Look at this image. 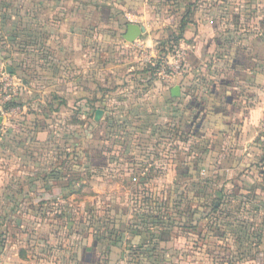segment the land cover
Returning a JSON list of instances; mask_svg holds the SVG:
<instances>
[{
    "label": "crops",
    "instance_id": "1",
    "mask_svg": "<svg viewBox=\"0 0 264 264\" xmlns=\"http://www.w3.org/2000/svg\"><path fill=\"white\" fill-rule=\"evenodd\" d=\"M47 3L44 32L0 36V83L21 99L0 100V264L21 260L20 230L68 218L57 178L82 214L62 223L69 264H264V0ZM171 44L187 57L167 81L144 56ZM71 151L119 189L85 195Z\"/></svg>",
    "mask_w": 264,
    "mask_h": 264
},
{
    "label": "rangeland",
    "instance_id": "2",
    "mask_svg": "<svg viewBox=\"0 0 264 264\" xmlns=\"http://www.w3.org/2000/svg\"><path fill=\"white\" fill-rule=\"evenodd\" d=\"M88 1H93V3H95V0H88ZM96 1H98L100 5H102V3H111L112 0H96ZM47 4H48L47 0H0V25L2 24V26L0 27V36L2 35L1 33L3 32L2 28H6V29L9 28L12 30L24 29L27 31H31L32 33L44 32L45 27L47 26ZM11 17L13 18L11 19ZM25 24H26V28L24 26ZM151 56H152L151 54H148L147 57L144 56L146 64H148L147 58H151ZM6 91L9 92V89L6 86H2V84L0 83V98H1L0 100H2L3 95L6 93ZM67 154L70 158L67 164L68 172H70V170L76 169L77 166H81L82 164V168L84 169L83 170L84 175L82 177L86 178V181H88L87 183H84L85 188L83 189V192L85 193V195H89L91 192L97 193L99 190L104 192L107 191L108 189L110 190L113 188V186L110 185V183H108L107 181H105V183H102L97 179L101 177L108 178V176L106 173H103L102 176L101 175L99 176L94 172L92 168H90L91 158L89 156V153L87 152L80 153V152L71 151L68 152ZM82 156H85L84 160H82ZM171 168L170 167L164 168V174L163 177L161 178H172V177L176 178L177 173L174 167ZM199 171H200V178H213L210 177L206 169L201 168V170ZM76 174L77 173L73 171L72 174L69 176L70 178H73V176H75ZM122 174H123V168L120 167L118 168L117 176L115 178H123ZM91 178H95V179L91 180ZM57 179H58V183L55 185L57 191H62L60 189H65L66 200L70 198L66 202V205H64L66 212L68 213L67 214L68 218H65L64 222H62L63 221L62 218H64V215L57 216L54 215V213L50 215L48 212L47 221L44 223L46 224V227L44 228L43 226H41L39 227V229L36 230L35 239H33L35 243H33V241L31 242L28 240L27 232L20 230L18 235L17 245L19 248L18 256H20L19 258L22 261L20 260L19 263L17 264H67V263L69 264V261L71 259L70 253L73 252V248H74L73 247L74 240L72 241V239L75 232L67 231L63 229L62 223H69L70 219L73 218L74 220H76L77 216H79L76 213H79L80 215L82 214L81 212H77L74 206L75 205L74 201L76 200L74 194L77 190L75 184L72 183L73 185H71L69 184L68 181H64L60 183L61 178H57ZM115 185L116 187L114 186L115 188L113 189L116 188L119 189L118 184ZM119 185H121L120 190H124V186L121 183ZM79 190H80L79 192H82L81 188ZM87 197L88 198H84V205H83L84 209L86 210H88V208H90V206L93 203L92 199H90V196ZM55 205L56 204L48 205L47 209ZM65 209L62 212H65ZM40 213L41 212L39 211L37 215H40ZM88 216L90 215L87 216L84 215V217H88ZM38 218L37 220L40 222H37V225L42 223L43 221L42 218L41 219ZM53 225L57 226V229L54 228ZM9 252H11V249L9 250ZM23 252H24V259L21 257Z\"/></svg>",
    "mask_w": 264,
    "mask_h": 264
},
{
    "label": "built area",
    "instance_id": "3",
    "mask_svg": "<svg viewBox=\"0 0 264 264\" xmlns=\"http://www.w3.org/2000/svg\"><path fill=\"white\" fill-rule=\"evenodd\" d=\"M187 53L186 50L182 47L174 46V48L167 47L162 49H157L154 52L153 57L147 58V63L150 68L155 69V74L157 77L163 80L171 81L176 78L178 75L185 72V62H186ZM21 85V82H19ZM9 89V92L3 95L2 104L4 110L8 111L10 109H5V106L10 102H16L19 97V90L16 88H11L14 86L6 85ZM261 130L264 134V117L261 121Z\"/></svg>",
    "mask_w": 264,
    "mask_h": 264
},
{
    "label": "water",
    "instance_id": "4",
    "mask_svg": "<svg viewBox=\"0 0 264 264\" xmlns=\"http://www.w3.org/2000/svg\"><path fill=\"white\" fill-rule=\"evenodd\" d=\"M142 34V29L135 26V25H130L129 26V36L127 37L129 42H134L140 35ZM173 94L175 96H179L180 95V89L176 88L173 91ZM101 112L98 113V115H100Z\"/></svg>",
    "mask_w": 264,
    "mask_h": 264
},
{
    "label": "trees",
    "instance_id": "5",
    "mask_svg": "<svg viewBox=\"0 0 264 264\" xmlns=\"http://www.w3.org/2000/svg\"><path fill=\"white\" fill-rule=\"evenodd\" d=\"M173 44H175V43H173ZM173 44L170 45L171 48H174L175 45H173ZM152 69H153V68H152ZM153 70H154V72H155V69H153ZM19 105H21L20 98H18L16 102H10V103H8V104L5 106V109L8 110V109H11V108L17 107V106H19ZM76 169H77V168H76Z\"/></svg>",
    "mask_w": 264,
    "mask_h": 264
}]
</instances>
